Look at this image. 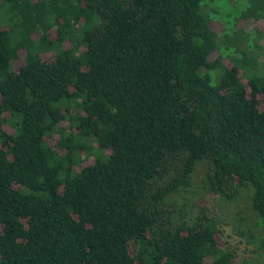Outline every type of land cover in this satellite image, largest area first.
<instances>
[{
	"label": "trees",
	"instance_id": "trees-1",
	"mask_svg": "<svg viewBox=\"0 0 264 264\" xmlns=\"http://www.w3.org/2000/svg\"><path fill=\"white\" fill-rule=\"evenodd\" d=\"M203 1L0 0V264H248L160 214L198 167L264 254V0L220 30Z\"/></svg>",
	"mask_w": 264,
	"mask_h": 264
},
{
	"label": "rangeland",
	"instance_id": "rangeland-1",
	"mask_svg": "<svg viewBox=\"0 0 264 264\" xmlns=\"http://www.w3.org/2000/svg\"><path fill=\"white\" fill-rule=\"evenodd\" d=\"M203 5L204 11L211 18L212 25L218 30L223 27L228 29L234 27L236 29V18L244 8L243 4L236 0H204ZM246 24L250 25L247 21ZM253 36L255 35L253 34ZM248 37L249 33H246V38ZM255 39L252 37L248 38V40L256 43L257 40ZM261 43L262 41L260 40L257 44L261 45ZM259 59L261 60V58ZM200 163L199 160L196 167ZM202 173L204 174V170L201 167L193 171L191 187L195 189L192 193L196 192L193 200H189L190 193L186 196L184 195L183 199L168 200L167 203L159 206L163 219L166 220L169 217L172 222L176 223L182 219L192 222V219L198 214L213 218L217 222V227L220 231L219 239L224 249L235 254L236 262L245 260L248 264H264V254L260 256L254 251L258 242L256 240L248 242L245 237L249 228L252 232H256L251 223L255 220V217L251 212L250 195L247 198V194H245L247 189H243L244 193L240 194L231 183H228L221 186V192L216 185L210 186L208 179L206 180L208 184L206 186ZM174 177H176L174 171L166 169L163 177L154 184H156L155 186H162ZM201 187L204 188L203 191L199 190ZM249 193L251 194L250 188ZM177 212L181 218L178 217ZM254 238L255 236L252 234V239Z\"/></svg>",
	"mask_w": 264,
	"mask_h": 264
}]
</instances>
